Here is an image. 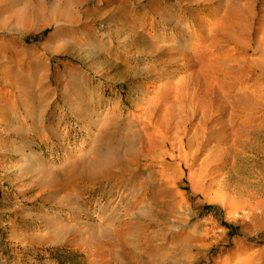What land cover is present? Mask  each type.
Wrapping results in <instances>:
<instances>
[{"label":"rangeland","instance_id":"obj_1","mask_svg":"<svg viewBox=\"0 0 264 264\" xmlns=\"http://www.w3.org/2000/svg\"><path fill=\"white\" fill-rule=\"evenodd\" d=\"M161 1L153 6H179ZM148 2L78 0L65 7V23L49 20L47 29L34 15L36 0H0V264H127L124 252L153 257L148 264H236L246 254L264 264V207L245 221L264 201V114L236 157L207 167L203 157L194 166L161 162L152 188H160L164 220L150 222L147 210L124 212V203L113 212L126 177L116 180L115 173L109 184H93L79 176L84 156L112 118L130 122L150 98L147 92H158L168 80L181 89L191 86L184 83L198 65L184 70L183 49L162 47L160 16L151 21L152 9H141ZM194 15L184 13L199 33L204 13ZM191 173L203 177L198 186L189 181ZM114 184L111 194H101ZM220 196L246 202L244 210L230 216L232 208L207 201ZM111 200L112 208H104ZM177 216L184 226L156 237ZM107 230L112 246L101 251L98 237ZM193 230H209L213 238L197 246Z\"/></svg>","mask_w":264,"mask_h":264},{"label":"bare ground","instance_id":"obj_2","mask_svg":"<svg viewBox=\"0 0 264 264\" xmlns=\"http://www.w3.org/2000/svg\"><path fill=\"white\" fill-rule=\"evenodd\" d=\"M36 1L38 3L33 6L34 15L49 29V24L45 23L49 20L57 26L65 23V7L73 8L78 0H55L53 4L47 0ZM135 1L143 3L146 0ZM161 2L152 0L141 9H152L149 14L151 21L160 16L158 28L165 32L159 34L162 40H158L165 42L162 47L170 51L183 49L180 61L183 62L184 70L191 69L194 63L198 65L190 80L184 83L191 86L181 89L178 85L174 87L168 80L158 92L152 95L147 92L150 98L133 114L130 122L124 125L125 118H112L98 139L93 141L91 152L84 156L83 172L79 174L81 179L93 184H109L115 173H118L116 180L126 177L119 182L125 189V195L120 198L113 212L116 213L124 203V212L147 210L150 214L148 219L152 223L164 220L165 216L163 203L157 196L160 195V188H152L156 176H161L156 170L160 164L169 160L170 163L179 161L194 166L203 157L202 165L207 167L231 154L236 157L242 153L251 135L257 134L256 121L259 115L264 114V0H177L179 6H168L165 3L153 6ZM259 5H262L261 15L257 11ZM203 6L205 8L200 9ZM199 12H203L204 17L202 28L197 33V25H190L184 13L192 15L190 19L194 20V13ZM72 18L76 22L80 19ZM210 18L214 22L205 25L204 20ZM183 42L186 44L181 46ZM229 46L232 47L226 50ZM155 48L151 47L152 50L148 51L153 52ZM46 52L49 50L46 49ZM252 52L259 55V58L246 60L245 56ZM149 81L152 82V79ZM105 138L110 139L106 141ZM221 145L228 146L220 150L218 147ZM145 162L152 165L143 170ZM202 179L198 173L189 174V181L194 186H198ZM114 187L115 184L106 185L101 194H111ZM220 197L207 198V201L232 208L230 216L244 210L246 202L241 203L232 197ZM103 206L110 209L113 201ZM256 207L250 209L246 222L258 216L264 201ZM123 221H118L119 226H122ZM171 221L174 225L161 228L156 237L163 232H178L186 222L182 216L174 217ZM152 223L148 227H152ZM117 228L123 235L125 229ZM192 233L194 238L196 236L197 246H204L206 241L213 238V232L209 230L203 233L193 230ZM98 238L101 251H104V246H112L108 230L100 233ZM115 250L116 246L111 248L110 257ZM101 255L105 256L106 252ZM139 256L133 252L121 253L127 264H148L153 258ZM255 259L260 260L253 254L238 256L236 264H255Z\"/></svg>","mask_w":264,"mask_h":264},{"label":"trees","instance_id":"obj_3","mask_svg":"<svg viewBox=\"0 0 264 264\" xmlns=\"http://www.w3.org/2000/svg\"><path fill=\"white\" fill-rule=\"evenodd\" d=\"M210 208L213 209V210H217L216 207H210Z\"/></svg>","mask_w":264,"mask_h":264}]
</instances>
